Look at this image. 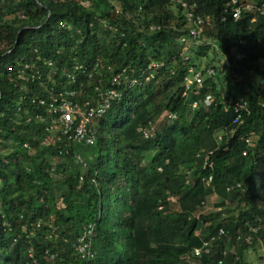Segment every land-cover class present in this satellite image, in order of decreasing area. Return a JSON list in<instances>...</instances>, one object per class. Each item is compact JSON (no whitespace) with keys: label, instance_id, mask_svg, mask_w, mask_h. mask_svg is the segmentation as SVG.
Returning <instances> with one entry per match:
<instances>
[{"label":"trees","instance_id":"16d2710c","mask_svg":"<svg viewBox=\"0 0 264 264\" xmlns=\"http://www.w3.org/2000/svg\"><path fill=\"white\" fill-rule=\"evenodd\" d=\"M185 1L0 0V264H254L259 246L264 262V0ZM190 69L204 73L199 94ZM97 87L121 99L93 145L48 130L35 99ZM209 198L219 210L199 214Z\"/></svg>","mask_w":264,"mask_h":264},{"label":"built area","instance_id":"2783aa9c","mask_svg":"<svg viewBox=\"0 0 264 264\" xmlns=\"http://www.w3.org/2000/svg\"><path fill=\"white\" fill-rule=\"evenodd\" d=\"M177 3L182 5L184 10H188L189 6L185 0H174ZM233 4H239L238 0H233ZM242 16V8L239 6L235 7L233 12V17L236 21L240 20ZM189 21L195 23H201L202 20L200 18H196L192 13L188 14ZM156 29V28H154ZM201 30V28H199ZM199 29H193L191 31V35L194 38H197L200 34ZM181 44H184L183 54L189 50L186 38L180 39ZM238 59H241L242 56H238ZM188 60V56L185 57ZM49 66H52V63H48ZM157 64L150 65V68L157 67ZM86 72L85 66L79 65L76 68V72ZM127 70L125 69L122 73L118 74L112 79L113 86H119L122 83V79L126 74ZM190 74L185 78V88L186 91H193L194 87L198 89L196 94H199V89H201L204 85V73L202 71H194L193 69L189 70ZM75 74H70L68 77L71 79L73 83L77 82ZM208 75H215L214 69L208 70ZM150 80L149 77L146 78ZM137 80H133V84H136ZM97 92V97L91 96L89 99H84L79 101L77 99L79 95V91L69 90L64 88L60 92L53 93L52 99H35L40 105L45 106L47 108L48 113L53 117L54 122L51 128L48 130L54 135H60L61 138H66L67 141L74 144H86L93 145L97 139V120L102 118L107 111L112 107V102L114 100H120L121 96L117 89L110 88L108 90H101L99 87L95 90ZM214 97L208 95L206 97V104L209 106L214 102ZM194 108L197 107V103L194 104ZM234 111L236 113V117L234 119L235 124L242 123L243 112L247 109L246 103H236L234 105ZM176 118V116H173ZM42 120V119H41ZM146 137H149V132H145ZM222 136L219 137V140H222ZM248 142L251 141L248 140ZM253 145V144H252ZM210 155L205 154V152H201L198 154L199 159H203L204 169L213 166V163L210 161ZM78 159L81 156H77ZM213 177L204 178V181L209 186L212 183ZM191 183V180H188V184ZM93 229L90 228L88 231L84 233V235L78 240L76 245V251L82 260H92L94 257L93 243H92ZM213 241V240H212ZM212 241H208L204 244L203 248H198L195 250V254L197 256H201L203 253L210 252V247L212 245ZM30 256L33 257V253L30 252ZM35 264H38L35 262Z\"/></svg>","mask_w":264,"mask_h":264},{"label":"rangeland","instance_id":"374dc122","mask_svg":"<svg viewBox=\"0 0 264 264\" xmlns=\"http://www.w3.org/2000/svg\"><path fill=\"white\" fill-rule=\"evenodd\" d=\"M87 2L89 3L90 0H87ZM249 163L251 165V161ZM236 205H237L236 202L229 203V206H231L232 210L236 208ZM218 210L219 209L216 208V201H215V199L209 198L208 201H207L206 207L199 214H210V213L216 212ZM259 253H261V255H263V250H262V247L261 246L257 247V251L256 250H253V249L248 251V256H249L250 259L253 260V263L254 264H263L264 263L261 260H259V257H260V254Z\"/></svg>","mask_w":264,"mask_h":264}]
</instances>
